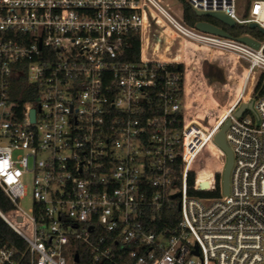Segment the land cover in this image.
<instances>
[{
	"label": "built area",
	"instance_id": "1",
	"mask_svg": "<svg viewBox=\"0 0 264 264\" xmlns=\"http://www.w3.org/2000/svg\"><path fill=\"white\" fill-rule=\"evenodd\" d=\"M175 2L0 0V187L14 205L0 216L25 242L0 244V264H80L78 244L91 264H264V0H187L261 33L231 37L189 24ZM193 46L232 54L243 68L213 125L188 110ZM20 76L33 100L12 98ZM227 120L225 194L219 146L212 185L199 188L197 176ZM218 173L221 195L190 193L214 190ZM25 174L28 210L19 204ZM175 205L179 219L159 228Z\"/></svg>",
	"mask_w": 264,
	"mask_h": 264
},
{
	"label": "rangeland",
	"instance_id": "2",
	"mask_svg": "<svg viewBox=\"0 0 264 264\" xmlns=\"http://www.w3.org/2000/svg\"><path fill=\"white\" fill-rule=\"evenodd\" d=\"M174 8L176 10H179L180 13L182 12V5H180V3L175 2ZM212 23L225 29L230 34H235L238 32H249L256 36L261 35L258 29L252 28L250 26H230L218 19H216V22ZM214 51L215 53H212L213 50L207 49L206 47L193 46V48H188L186 56L188 60L186 64L188 74L187 87L189 89L187 100L190 104L188 110L190 112V116L193 118H199L203 115L206 116L205 122L209 125H213L216 123L217 119L220 117L219 112L222 113V111L224 110L223 107H227L225 103L234 96L236 88L239 84L238 82L241 78L240 74L243 70L240 63L232 54H228L226 52H218L216 50ZM183 53L184 51L182 52V54ZM232 65L236 66L233 68V77L229 79L228 73ZM210 67H213L214 69V76L211 72L208 71ZM205 70L207 73V81H209L211 84H214L212 86V95H210L211 92L208 91L207 85L205 86ZM226 82H229L231 84V90L225 89L224 83ZM230 91L231 96L229 93ZM223 163V159L216 160L209 154H207L206 166L204 168L217 169ZM23 182L29 186V194L26 197L20 199L19 204L22 208L28 210L31 206H33V198L31 196L32 175L25 174L23 176Z\"/></svg>",
	"mask_w": 264,
	"mask_h": 264
},
{
	"label": "trees",
	"instance_id": "3",
	"mask_svg": "<svg viewBox=\"0 0 264 264\" xmlns=\"http://www.w3.org/2000/svg\"><path fill=\"white\" fill-rule=\"evenodd\" d=\"M182 5H183V15L184 19L186 22L189 24H196L200 20H205V21H210V22H216V19L208 16H198L196 12L190 7L188 4L187 0H179ZM244 32H238L235 34H232L233 36L239 35ZM129 56V60L135 61L138 59L139 54H140V43L137 40L134 43L133 49H131ZM214 78V77H212ZM214 80V79H213ZM12 98L16 100H33L35 98V91L32 88V85L28 83L26 78L20 76L16 78L15 80V89L12 92ZM227 112V109L225 108L222 113L225 114ZM221 118L219 122L222 120ZM218 122V124H219ZM210 148L217 153V155H220V148L215 142H210L209 143ZM208 154L213 157L214 159L217 160V157L211 152L209 148H207ZM214 169H207V168H202L198 172L197 176V183L199 187H204V186H210L212 177H213V171ZM195 172H191L189 176V183L191 185L194 184L195 182ZM191 194H197L201 196H219L221 195V174H217V182H216V188L214 190L206 191V190H200L196 191L194 189L190 190ZM14 208L13 203L9 199V197L6 195V193L3 191V189L0 187V209L4 212H8L11 209ZM171 211L173 215H164L165 219L161 221L158 225L159 228L167 225H172L174 222H176L179 219V208L178 205L171 206L168 208L166 211ZM0 244H8V245H18L19 247H24L25 242L22 239V237L16 233L5 221L4 219L0 216ZM80 255H81V262L80 264H91L90 259L88 256H85L82 246L78 244V247L76 249Z\"/></svg>",
	"mask_w": 264,
	"mask_h": 264
},
{
	"label": "water",
	"instance_id": "4",
	"mask_svg": "<svg viewBox=\"0 0 264 264\" xmlns=\"http://www.w3.org/2000/svg\"><path fill=\"white\" fill-rule=\"evenodd\" d=\"M196 14L198 16H208V17H212L218 20H221L225 23H227L230 26H234L235 22L230 19L226 14L221 13V12H203V11H196ZM196 26L206 32H211L214 34H218L221 36H225V37H231V34L229 32H227L225 29L213 24L210 21H205V20H200L196 23ZM257 25L255 23H251L250 27L254 28ZM260 30L262 32H264L263 29L260 28ZM241 41L247 42L255 47L259 46L258 42L255 41L254 39L248 37V36H244L240 38ZM245 108H252V103L249 104H243L241 105V107L236 111V115H240ZM32 116L33 119L35 118V110L32 111ZM230 121L227 120L219 129V131L216 133L215 137H214V141L215 143L224 151V153L226 154V164L223 170V175H222V183H223V191L225 194L229 193V182H230V173H231V168L233 165V154H232V150L230 148V146L227 143L226 140V129L229 126ZM75 261L79 262L80 258H79V254L76 253L75 255Z\"/></svg>",
	"mask_w": 264,
	"mask_h": 264
},
{
	"label": "bare ground",
	"instance_id": "5",
	"mask_svg": "<svg viewBox=\"0 0 264 264\" xmlns=\"http://www.w3.org/2000/svg\"><path fill=\"white\" fill-rule=\"evenodd\" d=\"M166 31H168V30H166ZM167 38L168 39H170V37L169 36H167ZM212 53H215V51L213 50V52ZM163 54V56L164 57H166V55L164 54V53H162ZM207 88H208V91H210L211 92V94L210 95H212V93H213V85L214 84H211L209 81H207ZM216 101V100H215ZM217 104H218V102H217ZM226 109H227V107H225ZM224 107H223V109H225ZM223 121V119L219 122V123H221ZM219 125V124H218ZM208 148L211 150V152L217 157V159H218V157H219V155H217V153L215 152V151H213L211 148H210V146H209V144H208ZM199 172V171H198ZM213 172V171H212ZM214 174V173H213ZM212 183H213V177H212V180H211V183H210V186L212 185ZM197 186H198V183H197ZM199 187V186H198ZM199 188H202V187H199Z\"/></svg>",
	"mask_w": 264,
	"mask_h": 264
},
{
	"label": "flooded vegetation",
	"instance_id": "6",
	"mask_svg": "<svg viewBox=\"0 0 264 264\" xmlns=\"http://www.w3.org/2000/svg\"><path fill=\"white\" fill-rule=\"evenodd\" d=\"M208 71L211 72L213 76L215 75L213 67H210Z\"/></svg>",
	"mask_w": 264,
	"mask_h": 264
}]
</instances>
